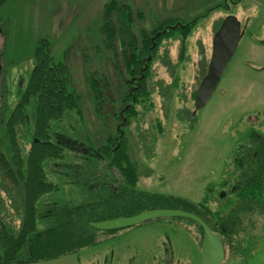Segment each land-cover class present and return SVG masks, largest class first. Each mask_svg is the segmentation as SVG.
<instances>
[{
	"label": "rangeland",
	"instance_id": "1",
	"mask_svg": "<svg viewBox=\"0 0 264 264\" xmlns=\"http://www.w3.org/2000/svg\"><path fill=\"white\" fill-rule=\"evenodd\" d=\"M108 1L0 0V114L5 105L13 107L32 68L36 42L45 39L54 61L68 69L80 98L85 133L97 145L117 129V136L126 137L129 157L139 171L137 189L200 202L230 177L236 151H243L252 134L264 139V0H125L143 16L135 23L136 32L165 18L196 22L185 39L182 59L178 34L162 41L146 95L134 104L137 114L127 127L117 120L125 113L119 111L127 90L126 79L119 75L124 68L104 47L98 31ZM227 17L239 23L241 39L210 99L195 110L214 30ZM89 74L108 83L101 118L93 111ZM2 186L0 182V198L9 209ZM259 218L257 229L246 234L235 252L226 249L222 264H264V216ZM95 234L86 248L22 264H200L199 230L185 218H160L113 234Z\"/></svg>",
	"mask_w": 264,
	"mask_h": 264
},
{
	"label": "trees",
	"instance_id": "2",
	"mask_svg": "<svg viewBox=\"0 0 264 264\" xmlns=\"http://www.w3.org/2000/svg\"><path fill=\"white\" fill-rule=\"evenodd\" d=\"M142 17L125 0H110L103 6L98 28L104 47L124 68L119 75L126 79L127 90L119 111L125 113L117 119L126 122L124 127L137 114L134 104L146 95L162 41L178 34L182 59L185 39L196 24L165 18L136 32L135 23ZM32 62L13 107L5 105L0 114V182L10 201L8 209L0 198V264L36 263L71 254L92 245L97 231H119H99L91 224L150 210H180L201 218L222 237L225 253L235 252L246 234L257 229L256 220L264 216L262 137L250 136L243 151L233 157L230 177L200 202L138 190L139 171L129 157L126 137L120 131L117 136V129L116 136L97 145L85 133L80 98L66 65L54 61L47 40L36 42ZM98 76L89 74L87 87L93 111L101 118L108 83ZM133 83L136 86L129 91ZM191 222L199 230L201 245L202 229Z\"/></svg>",
	"mask_w": 264,
	"mask_h": 264
},
{
	"label": "water",
	"instance_id": "3",
	"mask_svg": "<svg viewBox=\"0 0 264 264\" xmlns=\"http://www.w3.org/2000/svg\"><path fill=\"white\" fill-rule=\"evenodd\" d=\"M242 33L240 25L233 17L224 19L214 31L211 53L206 74L201 79L194 100L195 110L202 108L218 86L221 76L234 54ZM264 67V66H263ZM160 218H185L198 224L202 229L200 245V264H222L225 258V246L222 237L211 231L199 217L180 210H150L131 217L93 223L91 227L99 231H113L139 225Z\"/></svg>",
	"mask_w": 264,
	"mask_h": 264
}]
</instances>
